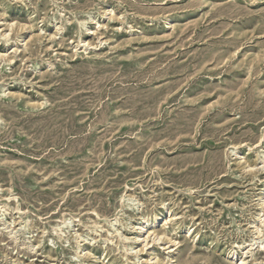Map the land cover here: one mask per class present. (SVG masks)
I'll use <instances>...</instances> for the list:
<instances>
[{"label": "rangeland", "instance_id": "1", "mask_svg": "<svg viewBox=\"0 0 264 264\" xmlns=\"http://www.w3.org/2000/svg\"><path fill=\"white\" fill-rule=\"evenodd\" d=\"M0 264H264V0H0Z\"/></svg>", "mask_w": 264, "mask_h": 264}, {"label": "bare ground", "instance_id": "2", "mask_svg": "<svg viewBox=\"0 0 264 264\" xmlns=\"http://www.w3.org/2000/svg\"><path fill=\"white\" fill-rule=\"evenodd\" d=\"M255 168V167H254ZM147 227H149V224H147V225H142L141 227H140V232H139V234H138V240H141L142 242H144V243H146L148 240H147V237H143V235H144V231L146 230V228ZM157 239L159 240V239H161V237H157ZM156 238L154 239V240H157ZM145 245H147V243L145 244Z\"/></svg>", "mask_w": 264, "mask_h": 264}]
</instances>
